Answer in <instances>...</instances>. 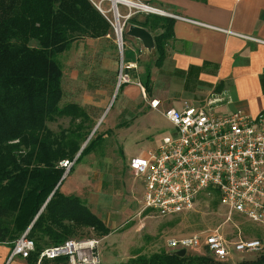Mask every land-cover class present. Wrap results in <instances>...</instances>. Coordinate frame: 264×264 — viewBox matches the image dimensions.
<instances>
[{
	"label": "trees",
	"instance_id": "obj_1",
	"mask_svg": "<svg viewBox=\"0 0 264 264\" xmlns=\"http://www.w3.org/2000/svg\"><path fill=\"white\" fill-rule=\"evenodd\" d=\"M171 24L160 16L134 24L162 31L154 37L156 62L164 55ZM109 29L108 21L89 0H0V243L11 248L28 230L35 252L27 264H36L43 248L68 240L72 229L65 223L107 233L102 221L77 197L59 192L66 172L59 163L66 160L77 165L98 138L76 157L80 148L76 133H72L76 141L57 142L46 123L64 117L87 119L73 104L59 106L62 72L57 57L79 36L98 39ZM255 255V259L234 264H264V253ZM124 264L227 263L164 250L136 255Z\"/></svg>",
	"mask_w": 264,
	"mask_h": 264
},
{
	"label": "rangeland",
	"instance_id": "obj_2",
	"mask_svg": "<svg viewBox=\"0 0 264 264\" xmlns=\"http://www.w3.org/2000/svg\"><path fill=\"white\" fill-rule=\"evenodd\" d=\"M89 1L110 24L108 33L98 39L79 36L57 57L62 72L59 106L73 104L84 111L87 119L64 117L46 123V127L57 142L76 141L77 136L76 143L80 148L76 157L98 138L90 153L84 155L77 165L73 166L72 162L67 165L66 172L70 168L73 171L65 174L59 192L72 193L64 195L77 197L95 215L90 203V198H93L92 201L103 208L108 228L107 233H101L93 228H77L65 223L72 229L68 240H97L101 264H124L136 255L163 252L165 242L170 238L215 230L229 243L237 237L260 238L263 241L261 253H264V227L238 214L230 215L214 193L200 196L190 212L162 217L144 211L140 181L128 172L126 162L132 157L148 159L163 138L170 136L171 126L159 111H147L150 109L148 100L143 102L140 99L137 103L121 107L117 76L125 45L136 50L134 39L126 35L128 27L151 16H163L117 4L119 18L116 21L111 1ZM115 21L122 26L121 49L114 31ZM147 31L153 38L159 33L158 29ZM31 46L35 43L32 42ZM144 50L147 61L153 62L157 57L155 51ZM144 104L147 107H142ZM72 133L76 136L73 137ZM186 255L199 256L193 251L186 252ZM233 257L235 260L241 257L252 260L257 256L254 253H234Z\"/></svg>",
	"mask_w": 264,
	"mask_h": 264
},
{
	"label": "built area",
	"instance_id": "obj_3",
	"mask_svg": "<svg viewBox=\"0 0 264 264\" xmlns=\"http://www.w3.org/2000/svg\"><path fill=\"white\" fill-rule=\"evenodd\" d=\"M137 5L161 14L147 5ZM112 8L115 17L119 16L116 6ZM114 31L121 49L122 26L116 21ZM127 82L128 77L120 71L118 86ZM149 107L157 110L159 101L149 102ZM162 115L172 127L170 136L163 138L148 159L136 157L128 164L141 178L144 211L162 217L190 212L200 196L214 193L230 215L238 214L264 227V112L254 118L240 111L216 115L210 107L185 105L180 111L166 109ZM69 164L63 161L60 166L66 169ZM27 233L13 242L9 261L16 257L27 260L35 252V243ZM98 247L94 239L67 240L43 248L36 264H101ZM164 250L193 251L223 262L229 260L231 250L257 254L262 246L258 238L237 237L229 243L215 230L170 238Z\"/></svg>",
	"mask_w": 264,
	"mask_h": 264
},
{
	"label": "crops",
	"instance_id": "obj_4",
	"mask_svg": "<svg viewBox=\"0 0 264 264\" xmlns=\"http://www.w3.org/2000/svg\"><path fill=\"white\" fill-rule=\"evenodd\" d=\"M134 1L170 19L171 34L158 62L155 50L157 57L147 61V52L138 40H133L135 51L125 45L120 71L129 82L120 87L121 107L141 99L148 100L147 104L159 101L161 115L166 109L180 111L185 105L210 107L216 115L240 111L254 118L264 112V0ZM131 159L126 169L133 173L128 166ZM137 178L142 203L143 186ZM92 199L93 212L108 228L103 208ZM10 249L0 243V264H27L19 257L9 261ZM234 253L231 250L230 262L244 260H235Z\"/></svg>",
	"mask_w": 264,
	"mask_h": 264
},
{
	"label": "water",
	"instance_id": "obj_5",
	"mask_svg": "<svg viewBox=\"0 0 264 264\" xmlns=\"http://www.w3.org/2000/svg\"><path fill=\"white\" fill-rule=\"evenodd\" d=\"M113 6L115 7V5ZM126 35L130 38L138 40L141 43L142 47L147 51H151L154 49V38L146 29L139 27L137 25H130L128 27ZM66 173L67 172H65V174ZM65 174L61 178V181L65 178ZM172 253H175L178 256H184L186 254L185 250H178Z\"/></svg>",
	"mask_w": 264,
	"mask_h": 264
},
{
	"label": "bare ground",
	"instance_id": "obj_6",
	"mask_svg": "<svg viewBox=\"0 0 264 264\" xmlns=\"http://www.w3.org/2000/svg\"><path fill=\"white\" fill-rule=\"evenodd\" d=\"M108 1H111V2L113 3L112 6H113V5L117 6V4H120V5H124V6H126V7L140 8V9H143V10L149 11L148 8H146V7H138L137 3L132 2V1H130V0H108ZM114 10H115V9L113 8V11H114ZM114 12H115V11H114ZM117 14H118V11H117ZM118 17H119V16L115 17V15H114V18H115L116 21H118ZM118 24H119V23H118ZM119 28H120V27H119ZM120 29H121V28H120Z\"/></svg>",
	"mask_w": 264,
	"mask_h": 264
}]
</instances>
